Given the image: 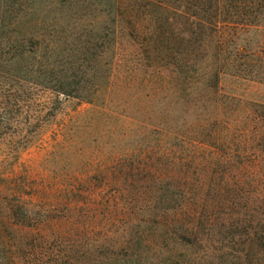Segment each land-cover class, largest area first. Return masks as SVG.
<instances>
[{"label":"rangeland","instance_id":"obj_1","mask_svg":"<svg viewBox=\"0 0 264 264\" xmlns=\"http://www.w3.org/2000/svg\"><path fill=\"white\" fill-rule=\"evenodd\" d=\"M161 2L170 10L162 11ZM194 4L0 0V246L6 247L0 264H123L129 251L121 245L139 221L109 211L104 203L114 169L120 167L117 159L127 141L140 138L143 121L191 141L204 138L198 121L214 113L217 101L225 122L250 113L257 119L264 116V24H222L217 32L200 34L193 19L180 14L197 11ZM168 14L178 41L169 45L194 65L193 84L152 76L154 69L167 75L172 69L148 44ZM182 36L186 39L179 42ZM217 54L232 58L231 66L221 67L218 93L204 84L206 73L217 68ZM65 69L86 72L83 86L88 88L93 74L99 75L102 91L92 103L42 87L55 85ZM13 73L24 81L17 82ZM35 111L46 124L32 132L29 118ZM124 132L131 136L126 133L125 138ZM186 179H197L194 169ZM16 207L35 224L8 220ZM200 253L199 248L185 252L194 255V264H239L229 256L200 259ZM253 255V264H264V252L254 250ZM164 257L155 249L146 262L137 259L134 264H163Z\"/></svg>","mask_w":264,"mask_h":264},{"label":"trees","instance_id":"obj_2","mask_svg":"<svg viewBox=\"0 0 264 264\" xmlns=\"http://www.w3.org/2000/svg\"><path fill=\"white\" fill-rule=\"evenodd\" d=\"M194 1L197 11L180 14L192 18V26L200 34L217 32L222 24H264V0ZM160 4L162 11L170 10L167 4ZM171 20L169 14L164 16L165 23L161 21L157 25L148 42L152 43L158 58L164 55L162 59L166 58L171 64L170 76L156 69L151 71L152 76L157 73L160 81L176 78V83L193 84L196 80L191 75L195 72L194 65L190 59H184L178 47L169 45L171 40L178 42L174 37L177 33L170 27ZM170 35L174 38H169ZM185 39L182 36L179 42ZM214 63L217 68L206 73L204 84L218 93L223 75L221 67L231 66L232 58L217 54ZM85 74L65 69L56 78L55 85L41 84L46 91L92 103V97L102 91L99 75L93 74V85L88 88L83 86ZM11 75L17 82L24 81L18 73ZM33 114L29 118L32 132L46 124L39 118L38 111ZM250 114L242 120L225 122L217 101L214 113L198 121L197 130L204 138L186 141L180 134L183 139L177 142L179 134L143 121L138 131L140 138L134 143L127 141L128 147L117 159L120 167L114 169L115 181L104 203L109 211L127 216L131 222L139 221L136 230L129 232L127 241L121 245L123 250L129 251L123 264L145 259L155 249L165 256L163 264H181L183 261L178 257L185 258L187 264H194V255L188 257L185 252L197 248L202 252L197 254L200 259L229 256L239 264H246V258L248 264H253L254 250L264 252V116L257 119ZM112 132H116L115 128ZM126 133L127 137L131 136L130 132ZM31 138L33 140L34 136ZM180 154L183 156L177 157ZM115 159L113 157V161ZM190 169L197 175L193 182L186 179ZM16 208L8 220L22 226L35 224L21 207ZM35 209L32 207V211ZM38 213L40 211L35 212ZM111 245H118V241H112ZM5 251L6 247L0 246L1 259L5 258ZM2 264L7 263L2 260Z\"/></svg>","mask_w":264,"mask_h":264}]
</instances>
